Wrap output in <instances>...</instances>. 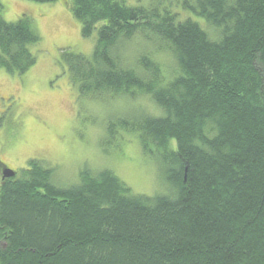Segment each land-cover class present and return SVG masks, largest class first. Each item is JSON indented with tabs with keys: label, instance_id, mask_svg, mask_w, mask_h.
<instances>
[{
	"label": "trees",
	"instance_id": "16d2710c",
	"mask_svg": "<svg viewBox=\"0 0 264 264\" xmlns=\"http://www.w3.org/2000/svg\"><path fill=\"white\" fill-rule=\"evenodd\" d=\"M127 1L68 0L82 36L97 40L92 58L64 52V62L83 96L157 105L109 133L139 134L168 194H134L108 169L61 188L31 159L1 176L0 264H264V0ZM137 35L169 46L175 72L151 52H121ZM40 41L30 19L0 16V67L27 72Z\"/></svg>",
	"mask_w": 264,
	"mask_h": 264
},
{
	"label": "rangeland",
	"instance_id": "374dc122",
	"mask_svg": "<svg viewBox=\"0 0 264 264\" xmlns=\"http://www.w3.org/2000/svg\"><path fill=\"white\" fill-rule=\"evenodd\" d=\"M67 1L0 0L4 20L28 18L41 36L40 43L30 47L37 61L27 72L11 73L0 67V161L4 164L0 180L4 167L17 172L28 167L31 159H37L54 168L53 182L61 188L79 183L84 169H108L134 194H168L163 183V162L155 153L144 150L139 134L121 128H116L114 135L109 133L110 124L119 118L157 113L152 99L106 94L92 98L81 95L71 84L64 52L92 58L97 33L82 36L81 22ZM135 1L127 3L135 5ZM163 1L175 10L181 9L177 0ZM191 15L201 24L206 23ZM206 28L212 32L209 25ZM125 45L121 52L130 56L151 52L168 77L177 69L169 46L163 47L155 37L137 35Z\"/></svg>",
	"mask_w": 264,
	"mask_h": 264
},
{
	"label": "water",
	"instance_id": "95a60500",
	"mask_svg": "<svg viewBox=\"0 0 264 264\" xmlns=\"http://www.w3.org/2000/svg\"><path fill=\"white\" fill-rule=\"evenodd\" d=\"M2 173H3V178H9V177L16 176L17 172L15 170H13L12 168L6 166L2 170Z\"/></svg>",
	"mask_w": 264,
	"mask_h": 264
}]
</instances>
